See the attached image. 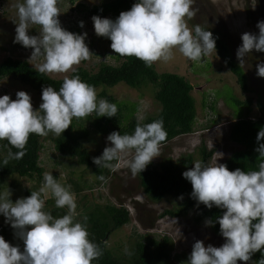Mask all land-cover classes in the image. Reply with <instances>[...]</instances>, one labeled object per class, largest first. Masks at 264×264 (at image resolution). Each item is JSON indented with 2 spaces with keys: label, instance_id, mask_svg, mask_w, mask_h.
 I'll return each mask as SVG.
<instances>
[{
  "label": "clouds",
  "instance_id": "1",
  "mask_svg": "<svg viewBox=\"0 0 264 264\" xmlns=\"http://www.w3.org/2000/svg\"><path fill=\"white\" fill-rule=\"evenodd\" d=\"M58 3L59 0H23L14 5L18 17L14 42L33 49L29 60L42 58L36 65L41 74L74 72L93 54L85 43L86 32L78 34L62 27ZM192 5L193 0H137L115 20L94 15V31L97 36L110 39L114 53L135 57L148 67L172 60L174 50L193 62L201 61L213 51L218 56L213 33L199 24L194 31L188 26L187 21L195 16ZM30 25L39 26L38 35L29 34ZM79 25L83 28L84 22ZM256 27L258 34L241 35L242 44L236 52L240 66L253 49L264 52V20L258 21ZM225 40L230 43V39ZM256 67L257 76L264 77V63ZM41 100L36 109L26 91H17L15 99L8 94L0 95V140L17 149L8 150L4 165L25 156L32 134L47 136L51 132L59 137L73 118L83 119L93 113L111 118L118 111L117 105L98 99L95 87L82 81L79 75H64L58 91L52 86L44 87ZM163 123V119L137 123L132 134L111 132L107 137L111 146L105 147L101 156L93 157V163L112 168V161L130 156L127 167L133 175L140 174L161 155V145L167 139ZM256 140L258 170H229L226 164L217 163L223 155L219 153L211 164L196 161L182 173L191 183V197L197 205L224 210L216 220L225 242L216 247L196 240L187 264H238V261L247 264L258 251L262 256L257 264H264V143H260L264 140V127ZM43 181L38 191H31L29 196L15 202L10 199L9 189L0 193V214L23 241L21 251L19 245H12L0 235V264H92L103 255V250L89 239L86 223L76 219L77 203L71 186L62 185L51 173H45ZM49 194L55 207L67 208V214L56 218L45 211V198ZM205 225L212 226V219H207Z\"/></svg>",
  "mask_w": 264,
  "mask_h": 264
},
{
  "label": "trees",
  "instance_id": "2",
  "mask_svg": "<svg viewBox=\"0 0 264 264\" xmlns=\"http://www.w3.org/2000/svg\"><path fill=\"white\" fill-rule=\"evenodd\" d=\"M73 4L77 0H68ZM137 0H107L90 7L83 3L76 4L80 11L84 12L86 17L98 15L109 17L115 20L121 11L130 10ZM0 7V16L3 13ZM204 30H209L216 38V52L223 63L236 79L241 92L248 91V79L246 72L238 64L233 56L229 44L218 33L217 30L201 26ZM111 44V41H110ZM113 56L118 64L101 62L96 71H90L82 66H77L74 72H70L69 77L79 75L82 81L92 85L100 91L97 93L98 99H105L110 103L117 105L116 116L98 117L96 113L83 119L73 118L70 127L62 135L51 136L53 149L63 157L74 160L80 166L89 168L94 176L100 179L101 176L106 179L112 172L117 160L112 161V168L98 167L93 163V157L100 156L95 153L93 156L86 147L84 140L87 139L90 132L109 135L113 131L120 132L122 135L132 134L137 123L146 124L155 120L163 119V126L167 132V139L162 145L167 144L172 139L191 133L197 121V108L194 97L191 94L193 85L183 76L172 72H158L154 64L148 67L143 61L135 57H122L114 53ZM10 77L31 87L40 97L42 89L46 86H52L59 90L62 85L63 77L54 78L48 74H41L32 66L29 61L12 56L5 57L0 61V79ZM119 83H123L133 89H141L147 84L154 88L153 98L158 103L159 109L156 113L147 115L140 119L137 117L138 104L135 102L122 101L115 99L108 94L106 90ZM207 98L210 101H207ZM241 112L235 114V120L231 121L229 128V139L239 144L241 147L234 150L224 161L229 170L241 168L244 171L258 170L259 153L255 151L258 147L256 140L259 130L264 127V102L252 98L243 100L233 98ZM202 104L209 109L210 113L216 111V100L206 92V97H202ZM256 108L255 118L248 114ZM211 117L209 122L214 123ZM32 134L26 145V154L20 160H10L7 165L3 164V159L11 148L12 152L17 149L12 148L6 140H0V190L6 186L7 178H28L34 180L37 185L43 184V176L46 173L41 165V150L43 148L41 138ZM260 143H264L261 140ZM161 145V146H162ZM198 161L205 165L210 164L214 148L207 149L204 144L198 147ZM195 161L191 154L183 155L179 159H173L170 156L161 157L159 161L151 162L147 168L140 174H137L138 185L143 194L151 201L158 202L164 197H183L182 203L177 208H165L160 212L159 217L164 216H182L193 210L192 220L195 224H204L207 219H212L213 225L206 226L214 234L219 235V223L216 220L223 214V209L213 206L208 209L202 203L197 205V201L191 197V183L185 179L182 173L193 167ZM56 180L58 175L51 173ZM101 180V179H100ZM11 188H16L15 182L10 183ZM75 193L80 187L74 188ZM33 191L32 188H24L25 197ZM45 211L50 212L54 217L59 218L67 214V208H56L54 198L45 199ZM48 204H52L48 207ZM85 205V203H84ZM86 207V206H85ZM76 219L86 223L89 232V239L97 243L103 250V255L92 264H168L172 259L182 264H187L189 255L182 251L173 253L174 243L168 235H159L146 232L144 234L135 233L134 239L128 243L127 250L119 253L114 252L108 247V239L113 231L124 226L130 221V212L126 206L115 205L107 201L103 204L94 203L86 207L83 211L78 210ZM87 217V221H84ZM15 230L10 223H5V217L0 216V235L12 245H19L23 251V241L14 235ZM262 253L256 252L252 260L257 264L261 259Z\"/></svg>",
  "mask_w": 264,
  "mask_h": 264
},
{
  "label": "rangeland",
  "instance_id": "3",
  "mask_svg": "<svg viewBox=\"0 0 264 264\" xmlns=\"http://www.w3.org/2000/svg\"><path fill=\"white\" fill-rule=\"evenodd\" d=\"M107 0H77L70 4L68 0H59L60 22L63 28L78 34L87 33L85 43L93 52L91 59L82 61V66L90 71H96L101 62L118 64L113 56L110 47V39L99 37L95 34L94 24L91 17H86L76 4L83 3L90 7ZM23 0H0L3 13L0 16V61L5 57L26 59L36 68L42 58L35 61L29 60L33 49L25 48L14 42L16 23H18L17 10L14 5ZM192 9L195 12L193 19L187 21L188 26L193 29L197 24L203 27L217 30L224 39H230V50L234 60L240 64L236 52L242 44L241 35L244 32L258 34L256 27L260 21L259 7L257 0H193ZM109 18V17H106ZM84 22L81 28L79 22ZM30 35L39 34V26L30 25ZM208 60V61H207ZM210 61V62H209ZM264 63V52H257L253 49L244 58L242 68L246 72L248 79V91L241 92L236 79L227 66L222 63L215 51L203 57L199 62H193L185 58L178 50H174V58L168 62L159 61L154 63L158 72H172L183 76L193 85L191 91L196 102L197 121L191 133L178 136L160 148L161 155L153 159L152 162L159 161L161 157L170 156L179 159L183 155L191 154L196 162L199 158L198 147L204 144L207 149L214 148V153L210 164L217 158V163L224 161L234 150L241 146L232 142L229 135L231 121L235 120V114L241 112L233 98L241 100L252 98L254 102L260 99L264 102V77L257 76V64ZM66 74H48L54 78H61ZM26 91L32 97L33 107L38 109L42 102L41 97L28 85L20 81L5 77L0 79V95L8 94L12 99L16 98L17 91ZM153 86L147 84L141 89H133L123 83L110 87L106 92L117 100L135 102L138 104L137 117L142 119L147 115L156 113L159 109L158 103L153 98ZM97 93L100 88L96 90ZM211 94L216 100V111L210 113L209 109L202 104V97H206V92ZM207 101H210L207 98ZM256 108L248 114L255 118ZM214 123H210V118ZM53 133L41 138L43 148L41 150V165L46 173H55L58 182L64 186H71L74 193L77 209L83 211L86 207L107 201L115 205H123L129 209L130 221L124 226L112 232L108 239V247L114 252H123L137 234L146 232L159 235H168L174 243L173 253L182 251L190 255L192 246L196 240H203L205 246L212 244L219 247L225 242V238L219 234H214L204 224H195L192 220L193 210L182 216L159 217L160 212L165 208H177L181 205L180 197H164L158 202L149 200L138 185L137 175H133L126 165V160L130 156L118 159L111 174L103 180L94 176L89 168L77 164L74 160L60 156L54 149L51 141ZM108 135L97 132H90L84 143L90 153L100 156L111 142L107 140ZM15 182L16 188H11L10 183ZM42 185H37L34 180L28 178H7L6 186L0 193L10 190V199L15 202L18 198L25 197L23 189L32 188L38 191ZM80 187L75 193V189ZM51 194L45 199H51ZM85 203V205H84ZM46 205V204H45ZM51 207L52 204H48ZM86 206V207H85ZM3 214H0L2 216ZM168 264H182L172 259ZM238 264H245L238 261ZM247 264H256L252 259Z\"/></svg>",
  "mask_w": 264,
  "mask_h": 264
},
{
  "label": "flooded vegetation",
  "instance_id": "4",
  "mask_svg": "<svg viewBox=\"0 0 264 264\" xmlns=\"http://www.w3.org/2000/svg\"><path fill=\"white\" fill-rule=\"evenodd\" d=\"M258 2V7H259V14H260V17H259V20H264V0H257Z\"/></svg>",
  "mask_w": 264,
  "mask_h": 264
}]
</instances>
